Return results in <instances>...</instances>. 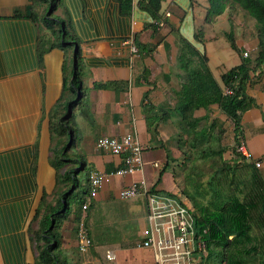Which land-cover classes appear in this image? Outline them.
<instances>
[{
  "label": "crops",
  "instance_id": "0c3cea01",
  "mask_svg": "<svg viewBox=\"0 0 264 264\" xmlns=\"http://www.w3.org/2000/svg\"><path fill=\"white\" fill-rule=\"evenodd\" d=\"M143 2L146 3L145 0H131L127 9L126 4L118 0H60L54 12L58 14L61 8L68 15V20L65 16L62 20L80 49L83 90L81 103L73 111L75 143L81 139L78 152L86 168L90 169L89 174L95 171L102 177L96 196L86 200L87 211L81 210L82 207L74 211L91 239L89 251H78L75 231L79 223L71 216H66L67 221L59 229L56 250L66 264H156L151 249L136 246V238L147 222L135 213L143 210V203L146 207L145 199L141 196L130 198L123 204L121 214L113 215V198L140 180H144L149 189L154 187L160 192H176L172 190L173 184L167 187L165 182L166 176L174 180V174L167 172L170 169L155 185L167 161L168 149L163 146L166 137L158 136V130L157 134L149 132L143 95L148 93V100L155 106L154 101L159 94L164 95L165 91L178 84L176 81L182 69L178 62V46L182 40L204 54L206 64L218 82L222 74L241 63L243 52L250 57L256 52L254 22L250 20L249 25H243L239 13L226 11L206 23L207 0H165L160 12L164 25L155 31L150 27L153 20ZM30 4V0H0V18L11 17L14 13L25 15ZM165 12L170 14L168 18H165ZM231 15L235 18L233 22L230 21ZM133 22L141 26V32H133ZM230 32L238 52L231 48L225 36ZM219 40L223 41L222 48L227 51L229 59L218 56L220 48H216L215 42ZM49 41L45 48L54 46L55 40L50 36ZM124 41H129V44L124 45ZM71 46L69 49L54 46L46 50L40 69L34 71L46 74L39 81H43L51 102L46 108L47 121L50 109L62 94L63 66L68 59L72 60L74 45ZM132 47L137 51L135 54L131 52ZM252 77L247 94L254 104L241 115L242 143L248 154L245 157L247 162H260L258 169L264 178V66ZM95 85L102 88H95ZM1 86L5 89V85ZM228 124L233 138L232 124ZM131 132L136 133L141 144L143 165L128 176H117L115 172L122 166L123 156L98 150L95 142L101 136L121 137ZM109 254L114 258L107 259ZM35 258L32 256V261H29L26 254L25 263L34 264ZM0 264H6L1 250Z\"/></svg>",
  "mask_w": 264,
  "mask_h": 264
},
{
  "label": "trees",
  "instance_id": "16d2710c",
  "mask_svg": "<svg viewBox=\"0 0 264 264\" xmlns=\"http://www.w3.org/2000/svg\"><path fill=\"white\" fill-rule=\"evenodd\" d=\"M118 1L125 3L127 9L130 8L131 0ZM145 1L144 8L153 20L150 27L156 31L159 28L158 22L162 19L161 5L165 0ZM30 2L27 14L14 13L11 17L0 18V81L39 70L43 53L54 46L62 49L74 45L72 57L74 65L71 67L68 81L72 100L62 103L61 94L48 114L51 134L56 137V147L54 146L53 156L50 158L51 166L56 172V180L70 186L59 191L54 204L41 197L32 217V221L38 222V228L34 233H29L32 232L31 229L27 230L37 251L34 264H66L53 253V249L58 248L59 227L70 212L68 199L79 185L77 173L86 169L83 158L76 160L67 156L76 144L73 111L80 105L82 99L80 49L75 38L68 32L66 23L53 17L60 0ZM43 3L47 6L41 9L42 14H38L35 8L43 6ZM207 3L204 19L206 23L226 11L239 13L253 20L257 40L255 55L250 57L246 52L247 56L244 57L243 52L241 63L222 74L218 82L208 68L204 54L182 40L178 62L187 74L185 81L175 92V105L168 111L156 109L148 100V93H145L143 101L146 121L149 132L156 134L155 124L158 121L176 118L180 135L181 133L188 135V146L191 151L200 150L199 148L209 142L211 137L217 138L222 132L218 131L223 128L222 122L210 116L212 106H216L232 124L233 152L237 155L235 162L238 165L228 166L222 163L224 161L222 159L223 167L217 170L209 182L211 186L214 183L223 186L220 187V191L212 188L217 194V199L210 204L213 208L199 203L188 191H185V194L191 197L195 209L179 191L165 193L177 198L180 203L191 209L196 231L202 235L206 244L207 256L204 264H264V178L255 162H247L238 151L243 139L241 115L254 104L253 99L247 94V87L251 84L255 72L264 66V0H207ZM40 23L55 40L54 46L44 48L42 45L45 41L40 45L38 33ZM195 39L198 40V36L195 35ZM227 39L231 48L238 52L232 32L227 34ZM67 40L71 45L65 43ZM62 86L63 92L66 86L65 75ZM94 87L102 88L100 85ZM225 90H229L230 93L226 94ZM201 111L206 113L201 115ZM214 151L208 154H218L221 159L223 149ZM36 156V144L0 152V250L6 264H26L25 227L38 188L35 176ZM166 159L155 185L161 182L162 175L170 167L172 157L169 150ZM76 161H80V168L70 166L76 165ZM151 190L159 192L154 187ZM85 194L89 197L88 175ZM86 202L88 201L84 200L80 208Z\"/></svg>",
  "mask_w": 264,
  "mask_h": 264
},
{
  "label": "rangeland",
  "instance_id": "374dc122",
  "mask_svg": "<svg viewBox=\"0 0 264 264\" xmlns=\"http://www.w3.org/2000/svg\"><path fill=\"white\" fill-rule=\"evenodd\" d=\"M46 6L47 4L43 3V6L39 8L36 7L37 9L35 8V10L38 12V14H42L43 12L41 9ZM57 12L58 14H53L54 18L62 19L65 16L66 20L69 19L68 15L64 14L61 8H59ZM61 13L64 15H61ZM233 16L234 15H231V22H233L235 19ZM242 17L243 16H240V21L243 23V25H249L251 23L250 18L246 19V17ZM38 33L40 45L45 41V44L42 45L45 48L50 44L48 36L51 38L52 36L49 31L44 28L42 23L39 24ZM227 34L228 33H225V36H227ZM65 43L70 44V41L67 40ZM222 44L223 41L220 40L215 42L216 48H220V53L218 56L222 59H229L227 51L225 48H222ZM180 45L182 46L181 43ZM181 46L178 47L181 48ZM68 47L69 45L65 49ZM41 51L43 52L42 48ZM230 53L233 54L232 51H230ZM73 65V60L69 61L68 59V61L65 62L63 66V72L66 78V86L61 96L62 103H67L72 100L71 90L68 88V81L70 79V71ZM186 74V71L182 68L180 70V78L176 81L178 84L174 85L173 89L165 91L164 95H161L163 93L159 94L158 98H156L154 101L156 109L158 108L159 110L168 111L175 105V92L178 91L181 84L185 81ZM45 75V73L37 74L33 71L32 73L25 76L9 78L0 81V152L14 150L22 146L33 144H36L37 146L35 176L38 188L34 205L25 227V232H27L28 229L32 230V232L29 233H34V231L38 228V222L32 221V217L41 197H44L45 201L54 204L58 198L59 191H63L70 186L65 184L63 181L58 182L56 180V172L52 168L50 162V158L53 156L52 150L54 146L56 147V137H53L51 134L50 118L48 121L45 119L46 108H48L51 103L47 97L46 88L43 81L42 83L39 81V78L42 80V76L44 77ZM1 85H5V89H2ZM205 113L206 112L201 111V115ZM197 115H199L198 112ZM210 116L211 118H218L219 122H222L223 128L220 127L222 129H218V131L222 130V132L219 136L217 135V138L211 137L210 141L207 142L203 147L199 148L200 150L198 151H191L189 149L188 135H185V133H181L180 135V130L177 129L179 124L176 118L170 117L165 121L162 119L155 124L157 125L158 136H163L164 139L166 137V140L163 141V146H165V148L170 151L172 157V160L169 163L170 167L168 168L170 170L167 172L170 175L174 174V180L166 176L165 182L167 183V187L173 184L172 190L179 191L181 193L180 195L185 198L194 209L196 206L194 205L193 200H191V197H187L185 191H188V193L192 194L199 203L204 206L207 205L212 209L213 207L210 204H212V201L217 199V194L212 190V188L220 191L223 186H219L216 183L211 186L209 182H211V179L214 178L217 170L220 167H223L221 165L222 159L224 160L222 163L228 166L238 165L235 162V160H237L235 158L237 155L235 152H233L234 142L232 134L229 130V121L218 111L217 108L211 109ZM79 140L81 141L79 138L75 146L72 148V150H70L69 154H67V156L71 159L78 160L81 158L80 153L78 152V148L80 149L78 145V142H80ZM220 148H222L224 151L221 159L218 154H208L213 152V150L216 152ZM202 152L204 154H201ZM239 154L244 156L241 153ZM56 156H58V154ZM70 166H77V168H80V161H76V165L70 164ZM89 171L90 169L86 168L85 170H81L79 173H77L79 185L74 191H72L71 196L68 199V205L70 209L68 215L71 216V218H73L77 223H79V215L74 211H77L80 208L81 203L84 200L90 199L85 194L86 175L89 177ZM57 183L60 185H57ZM121 200L122 199L119 197L113 198V215L116 217L121 214L122 209L124 210L123 204L128 199ZM81 210L87 211V209ZM116 211H118V213H116ZM135 215H138V218H143L146 220L147 213L144 203L143 210L139 213H135ZM65 221H67V218L63 219L60 227H62ZM133 228H135V225ZM29 233H26V254L27 259L32 261V256L33 258L34 256H37V251L34 248L33 239L29 237ZM30 236L33 235L30 234ZM53 253L56 256L58 255L61 260L63 259L61 258V253L55 248L53 249Z\"/></svg>",
  "mask_w": 264,
  "mask_h": 264
},
{
  "label": "built area",
  "instance_id": "2783aa9c",
  "mask_svg": "<svg viewBox=\"0 0 264 264\" xmlns=\"http://www.w3.org/2000/svg\"><path fill=\"white\" fill-rule=\"evenodd\" d=\"M164 16L168 18L170 14L165 12ZM158 26H163L162 20L158 22ZM141 30V26L133 22V32L139 33ZM123 44H129V41H124ZM131 52L135 54L137 51L132 47ZM243 56L246 57L247 53ZM225 93L229 94L230 91L225 90ZM95 147L123 156L122 166L115 172L117 176H128L143 165L142 148L135 132L126 133L121 137H98ZM238 151L248 157L243 143ZM255 166L259 168L260 162H255ZM101 185V175L95 171L91 172L88 177L89 198L96 196ZM138 196L146 201L147 226L138 234L136 246L151 249L156 264H203L207 256L206 244L202 235L196 231L191 209L165 192H155L147 188L144 180L132 183L119 192L121 199ZM86 208L87 203L82 205V209ZM76 241L81 253H87L92 246L82 222L77 226ZM112 258V254L107 256L109 260Z\"/></svg>",
  "mask_w": 264,
  "mask_h": 264
}]
</instances>
